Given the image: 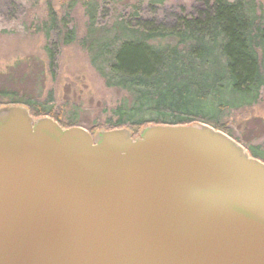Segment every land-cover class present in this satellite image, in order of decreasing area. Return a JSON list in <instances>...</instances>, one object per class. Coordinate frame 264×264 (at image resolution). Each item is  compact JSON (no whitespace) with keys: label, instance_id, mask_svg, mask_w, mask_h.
I'll return each mask as SVG.
<instances>
[{"label":"water","instance_id":"obj_1","mask_svg":"<svg viewBox=\"0 0 264 264\" xmlns=\"http://www.w3.org/2000/svg\"><path fill=\"white\" fill-rule=\"evenodd\" d=\"M0 264H264V161L207 124L93 135L2 107Z\"/></svg>","mask_w":264,"mask_h":264},{"label":"trees","instance_id":"obj_2","mask_svg":"<svg viewBox=\"0 0 264 264\" xmlns=\"http://www.w3.org/2000/svg\"><path fill=\"white\" fill-rule=\"evenodd\" d=\"M88 18L80 43L91 64L107 77L110 86L126 91L119 105L103 124L92 128L128 129L134 138L150 125L207 124L233 137L222 122L226 112L252 106L264 90V21L242 0H202L195 16L183 18L178 27L138 29L126 21L97 27V2L83 0ZM72 0L61 17L50 8L47 32L58 25L59 40L69 45L77 40L70 27ZM7 101H4L3 99ZM26 107L34 118L49 116L63 127L59 113L46 101L29 94L0 91V108ZM100 128V129H101ZM264 161V145L248 148Z\"/></svg>","mask_w":264,"mask_h":264},{"label":"rangeland","instance_id":"obj_3","mask_svg":"<svg viewBox=\"0 0 264 264\" xmlns=\"http://www.w3.org/2000/svg\"><path fill=\"white\" fill-rule=\"evenodd\" d=\"M70 27L77 40L63 45L58 25L47 32L50 8L58 20L72 0H0V91L29 94L60 114L62 124L76 121L91 132L103 124L127 92L110 86L107 77L91 64L86 47L80 43L87 32L88 18L83 0H76ZM97 2V27L126 21L131 27L176 28L183 18L195 16L202 0H91ZM231 2L237 0H229ZM264 21V0H242ZM4 101H7L5 98ZM233 139L246 151L264 145V90L252 106L232 109L222 118ZM101 128V127H100ZM98 128L95 134L103 131Z\"/></svg>","mask_w":264,"mask_h":264}]
</instances>
